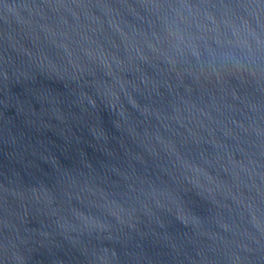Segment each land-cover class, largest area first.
<instances>
[{"label": "water", "instance_id": "1", "mask_svg": "<svg viewBox=\"0 0 264 264\" xmlns=\"http://www.w3.org/2000/svg\"><path fill=\"white\" fill-rule=\"evenodd\" d=\"M0 264H264V0H0Z\"/></svg>", "mask_w": 264, "mask_h": 264}]
</instances>
